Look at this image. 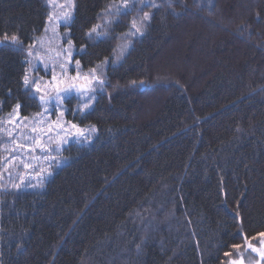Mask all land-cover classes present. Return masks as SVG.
<instances>
[{
	"label": "trees",
	"instance_id": "trees-1",
	"mask_svg": "<svg viewBox=\"0 0 264 264\" xmlns=\"http://www.w3.org/2000/svg\"><path fill=\"white\" fill-rule=\"evenodd\" d=\"M116 1L75 0L67 27L85 69L113 57L110 37L85 32ZM48 14L43 0H0V38L21 42L0 45V115L17 103L22 115L40 108L22 76L25 49ZM199 21L209 26L196 31L206 35L210 60L200 81L157 67L176 32ZM125 29L115 24L116 33ZM107 78L92 109L76 115L96 126L95 141L71 146L69 162L42 190L4 189L0 153V264H226L232 245L259 242L252 238L264 232V0L164 2ZM157 90L159 109L141 116L142 96Z\"/></svg>",
	"mask_w": 264,
	"mask_h": 264
},
{
	"label": "rangeland",
	"instance_id": "rangeland-1",
	"mask_svg": "<svg viewBox=\"0 0 264 264\" xmlns=\"http://www.w3.org/2000/svg\"><path fill=\"white\" fill-rule=\"evenodd\" d=\"M44 3L48 6L49 14H59L61 9L56 7L58 4H63L65 0H43ZM174 0H153V3L161 6L164 2H171ZM206 1L208 3H212L213 0H201ZM113 3H120L119 1ZM112 4V3H111ZM156 8L146 7L141 9L140 5L137 4L136 7L132 9L127 15H119L112 17L113 23L106 26L107 34L99 37L106 38L110 37L114 41L115 51L113 57L110 61L107 60V63H99L96 66L85 69L80 64L79 68L76 67L75 58L76 47L73 43V40L70 38V31L67 26L64 24H60L56 26V34L51 31V26H49V30L45 31L46 26H48V19L46 22V26L43 29L40 35H37L31 45L35 46L34 57H29L27 54V59L31 61L28 63V69H30V76L42 78V81H50L53 73L57 76V81L63 80L65 84L61 86H65L66 84H75L77 87L80 85H84L85 81L83 77L87 75L91 69L96 68V75L104 80L103 87L99 85L93 84L92 87L94 89V99L91 101V105L89 108L80 111L85 103H88V100L81 96L79 92L73 89L71 92L65 95L62 106H57L55 101L48 104H41L39 102V110L31 113L29 115H22L19 109L18 120H15L14 123H9V113L0 115V153H1V181L2 186L6 190L10 191H23V190H42L50 179V177L56 173L62 165H65L69 162L70 157L67 155L68 149L71 146L80 147V148H88L91 147L93 142L95 141L98 131L92 134L90 140H84L83 138H77L75 135L69 136L67 133V129H69L70 125L68 122L78 125L80 128H89L92 125H82L79 121V118H76V115L86 113L90 109H92L96 99L99 96L101 91L106 89V83L108 82L107 78V69L110 64H118L123 57L127 54V52L131 49V47L137 42V40L145 34L148 28L149 21L146 23L143 34H137L135 36L127 37V41H130L129 47L124 51L123 55H119V45H122L126 42L125 34L129 31L130 21L133 17H139L142 15L143 11H148L153 14V11ZM74 12V10H73ZM48 14V16H49ZM118 21V22H116ZM122 22L126 24V29L122 33H116L114 31L115 24ZM203 22V21H199ZM98 23H103V19L99 18ZM97 23V24H98ZM204 23V22H203ZM202 23V24H203ZM185 26L184 28L179 29L176 32L175 38L169 45L165 46L161 56H159L157 62H159L157 67H165L166 69H170L172 73L178 74L180 72H186L188 77L193 75L194 78H199L202 75L204 69L207 64L210 62L208 57H204L203 46L206 43L207 38L204 34L208 33L209 29L206 24L203 26H199L196 22H193L191 26ZM193 25V26H192ZM197 29H202L203 33L201 36ZM67 32L69 35L67 37L64 36V33ZM197 32L196 35L193 33ZM193 34L194 38L190 36ZM72 41V55L71 61L69 63H65L68 59L67 54L65 53L62 56H58V53L61 52L62 49L67 48L68 40ZM190 44L194 45L192 49V54L185 55L186 45ZM28 48V47H27ZM26 48V49H27ZM190 50H188L189 52ZM191 55V56H190ZM35 57H38L35 58ZM119 57V58H117ZM60 64H65V73L61 75ZM77 72L80 73L81 79L73 80L72 77L77 75ZM155 80V79H154ZM152 81V83H156L158 86L171 82L168 80H157ZM200 81V80H196ZM160 82V83H158ZM151 83V84H152ZM198 83V82H197ZM200 83V82H199ZM199 83L196 85L199 86ZM150 84V83H149ZM46 87L44 83H41V89L43 90ZM195 87V89H196ZM191 91L195 92L194 87L190 85ZM33 95L37 98L39 95L44 94V92L35 93L32 87L29 88ZM47 90L51 92L54 96L55 93L52 91L51 85L47 86ZM161 90H157L156 92H148L142 96L143 101V109L141 110V116H150L153 115L159 109L160 100H158V93ZM163 91V90H162ZM92 93H90L91 95ZM47 109V111H45ZM63 112V116L59 117L58 114ZM24 118H27L25 120ZM55 122V123H54ZM15 124V134L14 137H8L7 131L13 130ZM56 124H63L66 131H60ZM36 128V133H33L31 129ZM74 131V130H73ZM40 138L41 142L48 146L49 148L56 149L59 148V151H51L50 153L41 152L39 149L35 151H28L27 146H31L32 148H36L35 139ZM67 139V143H63V139ZM15 141V143L13 142ZM19 144L21 147H16ZM13 149H15L13 151ZM45 155L54 156L59 161L57 162H45L43 157ZM15 156V160H12V157ZM38 158V159H37ZM23 163H30L32 168L25 169L23 167ZM41 169H46V171L42 174L41 178L36 175L39 173ZM20 176H24V181L21 184L19 189L13 188L11 185L14 183H21ZM257 247L260 246L258 241L252 242ZM243 252L245 264H255V261L259 259V257L251 252V250H245L244 247L240 250ZM238 258L236 253L233 254V257L230 259ZM229 259V260H230ZM229 264V261L226 263Z\"/></svg>",
	"mask_w": 264,
	"mask_h": 264
},
{
	"label": "snow or ice",
	"instance_id": "snow-or-ice-1",
	"mask_svg": "<svg viewBox=\"0 0 264 264\" xmlns=\"http://www.w3.org/2000/svg\"><path fill=\"white\" fill-rule=\"evenodd\" d=\"M137 4L140 5L141 9L146 7H152V8H158L159 5L153 3V0H120V3H112L109 4L104 10H102L101 13L98 14V18L103 19V23H98L93 25L88 31L85 32V36L90 39L94 40L99 37H102L107 34L106 26L113 23L112 17L119 16V15H127L129 12L132 11L134 7L137 6ZM56 7H59L61 9L59 14L53 15L49 14L48 16V26H46L45 31L49 30V26H51V31L56 34V26H59L60 24H64L67 26L70 21L73 18V10L75 7V0H65L63 4H58ZM151 19V13L148 11H143L142 15L139 17H133L130 21L129 31L125 34V40L126 42L122 45H119V55L122 56L124 51L129 47L130 41H127V37L135 36L137 34L142 35L146 23ZM118 22V21H116ZM69 33L65 32L64 36L67 37ZM20 39L17 35L13 34L9 36L7 33L3 35L2 38H0V45L8 44V45H20ZM72 41L69 39L67 42V48H64L61 50L60 53H58V56H62L65 53L67 54V60L65 63H69L71 61V55H72ZM27 54L29 57H34L35 52V46L29 45L27 49ZM38 59V57H35ZM119 58V57H117ZM107 58L105 59L104 63H107ZM25 63H31V61L26 60ZM76 67L79 68L80 61H75ZM59 67L61 68V75H63L66 71L65 64H60ZM30 69H26L24 72V75L22 76V83L25 87V89H29L32 87L34 94L44 92V94L39 95L38 100L41 104H48L55 101L57 106H62L63 99L66 94L71 92L73 89H75L77 92L80 93L81 96L85 97L88 100V103H85L80 111H83L84 109H87L91 105V101L94 99V89L92 87L93 84L99 85L102 89L104 80L101 79L99 76H97L95 73L97 71L96 68H93L90 70V72L83 77L85 84L80 85L77 87L75 84H66L65 86H61L62 84H65L63 80L57 81V76L55 73H53L52 78L50 81H42V78L39 77H32L30 76ZM73 80L81 79L80 73L77 72V75L75 77H72ZM41 83H44L46 87L42 90L41 89ZM51 85L52 91H54L55 95L53 96L51 92L47 90V86ZM90 93H92L90 95ZM33 98H37L35 95ZM21 108V104L17 103L13 106L12 111L9 113V123H14L15 120H18V113L19 109ZM47 111V109H45ZM59 117L63 116V112H60L58 114ZM27 120V118H24ZM55 123V122H54ZM70 127L67 129V133L69 136L75 135L77 138H83L84 140H90L93 133L97 131V128L95 125H92L89 128H80L78 125L68 122ZM57 128L60 131H66L63 124H56ZM74 130V131H73ZM16 128L15 124L13 127V130L7 131L8 137H14ZM33 133H36L37 129L33 128L31 129ZM15 143V141H13ZM63 143H67V139L64 138ZM35 145L36 148H32L31 146H27L28 151H35L36 149H39L41 152L50 153L51 151H59V148L56 149L49 148L48 146L44 145L40 138L35 139ZM16 147H21L19 144L16 145ZM15 149H13L14 151ZM38 159V158H37ZM12 160H15V156L12 157ZM43 160L45 162H59L56 157L45 155L43 157ZM23 167L25 169L32 168V165L30 163H23ZM46 171V169H41L39 173H36L38 177L41 178L42 181V174ZM21 183L17 184L14 183L11 186L13 188L19 189L21 187V184L24 181V176H20ZM252 240H259L260 246L257 247L255 244H253L250 240H248L247 237H245V243L244 245L240 244H234L232 245V248L236 250V255L238 258L236 259H230L229 264H245L243 252H241V248L244 247L245 250H251V252L255 253L259 259L255 261V264H264V232L258 233L256 236L252 238ZM226 257H231V252L224 253Z\"/></svg>",
	"mask_w": 264,
	"mask_h": 264
},
{
	"label": "bare ground",
	"instance_id": "bare-ground-1",
	"mask_svg": "<svg viewBox=\"0 0 264 264\" xmlns=\"http://www.w3.org/2000/svg\"><path fill=\"white\" fill-rule=\"evenodd\" d=\"M66 164H67V163H66ZM63 166H64V165H62L59 169H61ZM54 174H55V173H54ZM54 174H53V175H54ZM53 175H52V176H53ZM52 176H51V177H52ZM51 177H50V178H51ZM30 190H33V189H30Z\"/></svg>",
	"mask_w": 264,
	"mask_h": 264
}]
</instances>
